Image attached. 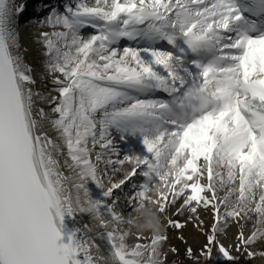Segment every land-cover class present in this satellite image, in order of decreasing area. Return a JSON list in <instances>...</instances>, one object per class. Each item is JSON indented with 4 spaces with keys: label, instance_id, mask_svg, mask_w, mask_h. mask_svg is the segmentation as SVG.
<instances>
[{
    "label": "snow or ice",
    "instance_id": "6c2138e0",
    "mask_svg": "<svg viewBox=\"0 0 264 264\" xmlns=\"http://www.w3.org/2000/svg\"><path fill=\"white\" fill-rule=\"evenodd\" d=\"M27 7L0 0V264H264V0H41V69Z\"/></svg>",
    "mask_w": 264,
    "mask_h": 264
},
{
    "label": "bare ground",
    "instance_id": "6f19581e",
    "mask_svg": "<svg viewBox=\"0 0 264 264\" xmlns=\"http://www.w3.org/2000/svg\"><path fill=\"white\" fill-rule=\"evenodd\" d=\"M25 2L28 5L27 7V10H28V8L34 3V0H25ZM21 19H24L20 21L22 44L29 49L26 55V59L29 62L35 64L38 69H41L42 66H41L40 61L43 60V57L41 55V45L37 43L36 32L38 31V29L32 26V22L35 19L32 16L27 17L26 12L24 16L21 17ZM44 83L47 84L49 87H51L49 80H45ZM84 223H89V218L86 215L82 219H80V224L82 225ZM184 234L189 237V242L193 243L194 246H198V244L202 242V238H200L198 241L194 239L190 228L186 230ZM173 243H176L180 248L184 247L183 244H180V242L177 240H174ZM185 264H191V262L185 261ZM255 264H261L260 260L257 259L255 261Z\"/></svg>",
    "mask_w": 264,
    "mask_h": 264
},
{
    "label": "rangeland",
    "instance_id": "374dc122",
    "mask_svg": "<svg viewBox=\"0 0 264 264\" xmlns=\"http://www.w3.org/2000/svg\"><path fill=\"white\" fill-rule=\"evenodd\" d=\"M38 5H40V0H34V3L31 5L30 9L36 10L38 8ZM181 252H183V248H181ZM190 262V261H186Z\"/></svg>",
    "mask_w": 264,
    "mask_h": 264
}]
</instances>
